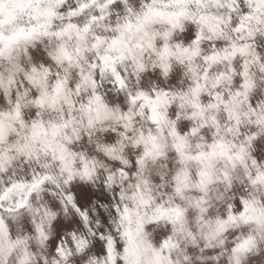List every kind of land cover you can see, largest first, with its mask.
Returning <instances> with one entry per match:
<instances>
[{
    "label": "clouds",
    "instance_id": "obj_1",
    "mask_svg": "<svg viewBox=\"0 0 264 264\" xmlns=\"http://www.w3.org/2000/svg\"><path fill=\"white\" fill-rule=\"evenodd\" d=\"M0 264H264V0H0Z\"/></svg>",
    "mask_w": 264,
    "mask_h": 264
}]
</instances>
